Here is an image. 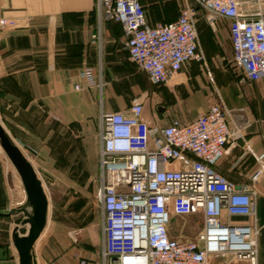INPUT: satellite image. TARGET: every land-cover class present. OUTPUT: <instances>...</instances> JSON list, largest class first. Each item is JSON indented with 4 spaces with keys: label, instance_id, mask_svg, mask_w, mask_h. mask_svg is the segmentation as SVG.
<instances>
[{
    "label": "built area",
    "instance_id": "1",
    "mask_svg": "<svg viewBox=\"0 0 264 264\" xmlns=\"http://www.w3.org/2000/svg\"><path fill=\"white\" fill-rule=\"evenodd\" d=\"M195 2L211 28L226 19L231 33L254 27L264 36V0ZM196 10L185 2L175 20L152 26L139 0H96L98 16L121 25L130 60L154 84H166L191 61L205 63ZM78 78L76 90L101 86L90 68ZM216 94V103L184 123L151 124L141 98L127 109L100 112L95 196L101 264H224L213 260L225 253L255 259L257 226L223 219L254 216L255 191L235 187L214 170L228 143L241 141L250 150L238 120ZM256 162L264 174V160ZM192 215L200 228L194 238H172L173 217Z\"/></svg>",
    "mask_w": 264,
    "mask_h": 264
},
{
    "label": "crops",
    "instance_id": "2",
    "mask_svg": "<svg viewBox=\"0 0 264 264\" xmlns=\"http://www.w3.org/2000/svg\"><path fill=\"white\" fill-rule=\"evenodd\" d=\"M139 2L152 26L175 20L185 2L189 3L188 0ZM198 34L202 51L215 76L214 86L250 144L249 150L241 141L228 143L214 170L235 187L246 185L254 189L255 215H224L223 219L234 224H255L258 228L254 260H240L225 253L213 262L264 264V174L259 172L256 162L257 157L264 160V36L254 27L231 33L225 19L217 21L214 28L205 24L199 26ZM124 40L119 23L98 16L96 0H0V101L5 102L1 109L12 110L13 116L19 117L45 116L59 125L75 124L91 132L96 123L98 135L101 111L124 110L132 103L119 106L120 84L130 85L132 90L135 85L134 64ZM84 68L92 69L101 86L74 89L80 82L78 72ZM189 68L195 71L197 65L193 63L190 67L188 63L179 74L185 75ZM178 76L166 84L181 95V104L191 99L187 108L199 104L200 95L183 96L188 91ZM141 99L145 101L146 97ZM217 101L218 96L208 106L200 105L196 113L205 112ZM165 111L157 110L155 106L146 109L144 105V115L151 124L162 126L167 116ZM21 121L18 123L25 127L27 119ZM34 132L38 143L34 146L42 158L36 157L32 161L48 163L44 147L47 130L42 136ZM196 218L195 215L173 217L169 235L182 240L194 238L200 229Z\"/></svg>",
    "mask_w": 264,
    "mask_h": 264
},
{
    "label": "rangeland",
    "instance_id": "3",
    "mask_svg": "<svg viewBox=\"0 0 264 264\" xmlns=\"http://www.w3.org/2000/svg\"><path fill=\"white\" fill-rule=\"evenodd\" d=\"M196 15L198 25H203L201 9L196 10ZM193 63L197 65L195 71L189 68L185 75L178 74V77L183 80V87H187L188 92L183 96L191 98L200 95L199 104L187 108L186 104L191 99L181 104V95L174 91V87L169 84H152L145 72L133 65L135 85L132 90L130 85L124 87L126 85L120 84L122 93L119 106L126 107L130 102L145 96L146 109L157 104L164 106L167 116L163 125L174 121L184 123L195 118L201 113H196L198 107L205 104L208 106L217 94L215 76L206 57L205 63L191 61L190 67ZM11 112L0 109V122L32 163L48 198L47 222L32 249L34 264H99L102 235L100 211L95 196L99 169L96 123L91 132L83 130L79 125H59L45 116L36 114L19 117L13 116L14 112ZM26 119L25 127L18 123ZM45 130L48 135L44 146L48 163L40 164L32 161L33 158L41 157L39 149L34 146L38 144L34 131L42 136ZM15 136L22 139H16ZM24 201L25 192L21 180L0 148V208L7 211ZM21 218V214L8 219L0 218V264H18L9 232L19 224ZM27 228V225L19 226L18 231L26 234Z\"/></svg>",
    "mask_w": 264,
    "mask_h": 264
},
{
    "label": "water",
    "instance_id": "4",
    "mask_svg": "<svg viewBox=\"0 0 264 264\" xmlns=\"http://www.w3.org/2000/svg\"><path fill=\"white\" fill-rule=\"evenodd\" d=\"M0 147L17 172L25 192L24 203L7 211L0 210V216L22 215L19 224L11 230L10 240L17 253L18 264H34L32 249L47 222L48 198L32 163L1 122ZM24 225L28 226L27 233L20 234L18 228Z\"/></svg>",
    "mask_w": 264,
    "mask_h": 264
},
{
    "label": "trees",
    "instance_id": "5",
    "mask_svg": "<svg viewBox=\"0 0 264 264\" xmlns=\"http://www.w3.org/2000/svg\"><path fill=\"white\" fill-rule=\"evenodd\" d=\"M193 3V4H192ZM142 5V4H141ZM191 5L192 6H194L195 8H197V10L199 9H201V12H202V23L203 24H205V25H207L208 27H210L209 25H208V23L206 22V19H205V12H204V10L202 9V8H200V7H198V5L196 4V2H195V0H193V2H191ZM144 9V8H143ZM145 12V11H144ZM226 20V19H225ZM196 24H197V29H198V31H199V25H198V15H196ZM211 28V27H210ZM132 62V61H131ZM133 63V62H132ZM134 64V63H133ZM135 65V64H134ZM136 66V65H135ZM137 67V66H136ZM138 68V67H137ZM140 70V69H139ZM142 71V70H141ZM146 74V73H145ZM148 77V76H147ZM149 79V78H148ZM150 81V80H149ZM151 82V81H150ZM152 83V82H151ZM152 84H154V83H152ZM154 85H157V84H154ZM159 85V84H158ZM5 104V102H3V101H0V109L2 108H4V105ZM3 106V107H2ZM1 109V110H2ZM71 126H76L75 124L74 125H71ZM71 126H69V127H71ZM1 209H3V208H0V210Z\"/></svg>",
    "mask_w": 264,
    "mask_h": 264
},
{
    "label": "flooded vegetation",
    "instance_id": "6",
    "mask_svg": "<svg viewBox=\"0 0 264 264\" xmlns=\"http://www.w3.org/2000/svg\"><path fill=\"white\" fill-rule=\"evenodd\" d=\"M155 107L157 110H165L164 106L160 104L155 105Z\"/></svg>",
    "mask_w": 264,
    "mask_h": 264
},
{
    "label": "bare ground",
    "instance_id": "7",
    "mask_svg": "<svg viewBox=\"0 0 264 264\" xmlns=\"http://www.w3.org/2000/svg\"><path fill=\"white\" fill-rule=\"evenodd\" d=\"M1 148V147H0ZM1 150H2V148H1ZM3 151V150H2ZM4 152V151H3ZM5 154V153H4ZM6 156V155H5ZM8 159V158H7ZM10 162V161H9ZM12 165V164H11ZM13 166V165H12ZM14 168V167H13ZM15 170V169H14ZM20 179V178H19ZM24 190V189H23Z\"/></svg>",
    "mask_w": 264,
    "mask_h": 264
}]
</instances>
